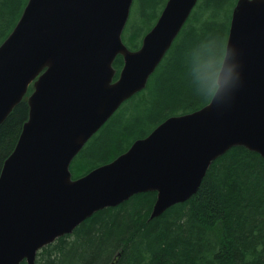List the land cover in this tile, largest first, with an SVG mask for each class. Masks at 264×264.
I'll return each mask as SVG.
<instances>
[{
    "label": "water",
    "instance_id": "obj_1",
    "mask_svg": "<svg viewBox=\"0 0 264 264\" xmlns=\"http://www.w3.org/2000/svg\"><path fill=\"white\" fill-rule=\"evenodd\" d=\"M198 2L168 0L133 51L123 33L134 0H28L0 45V126L34 88L0 175V264H36L44 247L138 194L156 192L149 220L159 218L196 195L234 147L264 158V0H238L211 101L72 177L75 157L147 88ZM118 56L124 64L114 81Z\"/></svg>",
    "mask_w": 264,
    "mask_h": 264
},
{
    "label": "trees",
    "instance_id": "obj_2",
    "mask_svg": "<svg viewBox=\"0 0 264 264\" xmlns=\"http://www.w3.org/2000/svg\"><path fill=\"white\" fill-rule=\"evenodd\" d=\"M141 2L147 8L155 0ZM227 2L197 4L180 33L182 39L177 38L164 58L170 53L165 69L158 71V67L147 88L124 103L131 107L117 112L100 135H94L87 159L94 166L82 176L147 137L154 129L146 133L145 125L158 122V126L170 116L194 112L211 101L230 28L222 20ZM6 3L8 7H3ZM27 3L0 0V20L6 16L11 24L4 40ZM123 64L118 56L113 64L114 81ZM33 90L31 86L0 126V175L28 120V96ZM148 91L152 101L146 107ZM156 197V192L138 194L97 212L73 234L40 250L36 264H264V158L259 154L232 148L212 164L196 195L149 220Z\"/></svg>",
    "mask_w": 264,
    "mask_h": 264
},
{
    "label": "rangeland",
    "instance_id": "obj_3",
    "mask_svg": "<svg viewBox=\"0 0 264 264\" xmlns=\"http://www.w3.org/2000/svg\"><path fill=\"white\" fill-rule=\"evenodd\" d=\"M24 2H25V0H24ZM167 2H168V0H155V3L151 7L144 8L141 0H134L132 10H131V15H130L129 21H128L127 26H126L124 33H123V41L130 50H133V51L137 50L141 46L144 36L146 35L147 32H149L154 27V25L156 24L158 18L160 17V15H161L165 5L167 4ZM237 2H238V0H228L226 5L224 6L225 13H223V16H222V20L224 23H226L228 25L231 23L232 13H233V10H234ZM202 3H203V0H199L198 5H200ZM2 6L8 7L7 3L2 5ZM196 8L197 7H195V9ZM191 16H192V14H191ZM0 21H1L0 22V26H1L0 27V45H1V43L3 42L7 33H9V31L11 30V24L9 23L6 16L3 19H1ZM181 39H182V35L181 36L179 35L178 40H181ZM169 57H170V53L168 54L167 58H169ZM166 59L162 62V64H160L161 66L159 65L158 71L165 69V67L167 66V63L169 61ZM189 64H190V62H189ZM190 67L193 68L195 66L193 64H190ZM217 71H218V69H217ZM216 74H217V72H216ZM28 93H29V91H28ZM147 95H148L149 100L147 101V99H146V102H147L146 107L150 106L151 101H152L151 92L148 91ZM208 95H209L208 98H210V96L212 95V91H210V93ZM207 99H206V101H208ZM130 107H131V105L126 103L123 106H121V108L117 112L119 114L123 109L125 110V108H130ZM157 124H158V122L156 124L145 125L146 133L155 129ZM101 130H102V128L96 133L95 137L100 135ZM133 139H134V137L132 139H130V141H128L124 147H127ZM93 140H94V136L89 140V142L85 145V147L82 149V151L73 160V162L71 164V172H72L73 179H77V178L81 177L82 174H84L89 168L94 166V164H88V162H87L88 149L90 148L91 144L93 143ZM101 163H97L95 165H99Z\"/></svg>",
    "mask_w": 264,
    "mask_h": 264
}]
</instances>
